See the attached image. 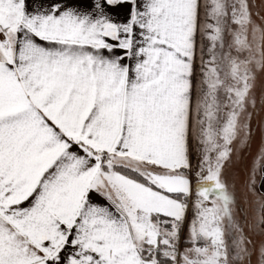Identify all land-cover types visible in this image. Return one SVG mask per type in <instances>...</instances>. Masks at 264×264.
I'll return each instance as SVG.
<instances>
[{
  "label": "snow or ice",
  "instance_id": "6c2138e0",
  "mask_svg": "<svg viewBox=\"0 0 264 264\" xmlns=\"http://www.w3.org/2000/svg\"><path fill=\"white\" fill-rule=\"evenodd\" d=\"M260 76L264 0H0V264H264Z\"/></svg>",
  "mask_w": 264,
  "mask_h": 264
},
{
  "label": "rangeland",
  "instance_id": "374dc122",
  "mask_svg": "<svg viewBox=\"0 0 264 264\" xmlns=\"http://www.w3.org/2000/svg\"><path fill=\"white\" fill-rule=\"evenodd\" d=\"M210 3H211V0H203V4H210ZM229 42H230V40H229ZM227 51L229 52V48L227 49ZM262 87H264V76L258 77V81H257V91H256L257 107H259V96H260V91H261ZM260 116L262 118H264V111H262L260 113ZM253 127L258 129V124H257V121H255V120L253 121ZM260 144H261V134H260L259 130H256L254 132L253 141L248 146V149H246V151L244 152V151H241V148L239 147V151H237V153H234L232 155V158L234 157V159H235V157H238L236 160H238L239 164L237 163L235 168L225 167V170H224L225 179L229 182L230 186L233 187L234 192H235V196H236V200H237V204H238V209L236 210V219L238 222L241 221V218H240L241 215L240 214L242 212L241 211L242 208H244L245 211H247V216L245 218H243L244 220L247 221V223L250 224L253 221L259 220L261 197H258V192L256 190V183L258 180L259 170H257L254 174L251 173V175L249 176L250 179H252L254 176V187H253L254 192H253V190L249 189L248 196L245 194V192L242 193L241 192L242 188L240 187V183L243 180V178L245 179V177H246L243 174V171L245 168L241 167L242 166L241 163L246 162L248 159V161L251 163V168H253V158L256 157L257 152H258L259 147H260ZM193 145H194L193 165L195 166L200 161V155H199L200 145L198 142H194ZM227 166H230L229 163L227 164ZM191 178L193 180V184H195V173H193ZM252 193L254 194L253 199L251 198ZM193 198H194V196H193ZM188 216H189V218L192 216L191 207L189 209ZM246 231H247V228H246ZM190 246L191 245L188 241L187 222H186L184 228L181 230V233H180L179 251L183 252L185 247H190ZM255 259L256 258H254V260Z\"/></svg>",
  "mask_w": 264,
  "mask_h": 264
},
{
  "label": "crops",
  "instance_id": "0c3cea01",
  "mask_svg": "<svg viewBox=\"0 0 264 264\" xmlns=\"http://www.w3.org/2000/svg\"><path fill=\"white\" fill-rule=\"evenodd\" d=\"M202 3H203V0H202ZM198 49H197V60H196V68H197V70H198V80H197V86L199 87V66H200V59H199V56H200V52H199V46L202 44L203 45V47H204V56H205V59H207V57H208V52H207V49H208V46H209V44H210V41L207 39V37L206 36H204V37H199L198 36ZM226 39H227V36H226ZM227 46H225L224 47V49H223V51L225 52V53H227L228 51H227ZM221 100H223V93H221ZM221 115L223 116V111H222V113H221ZM253 141V140H252ZM194 143V142H193ZM193 143L190 145V160H191V162H192V164H193V152H194V145H193ZM252 143V142H251ZM240 148H241V151H246V149H248V147L247 148H244L242 145L241 146H239ZM199 155H201V152H202V148H201V146L199 147ZM238 151H239V148H238ZM235 153H237V152H235ZM238 157H235V159H234V157L232 158L231 157V161H230V163H229V165L230 166H227L226 165V167H228V168H230V167H232V168H235L236 167V164L238 163V160H236ZM248 158V157H247ZM239 164V163H238ZM241 167H244L245 169H244V171H243V174H244V176H246L245 177V179L243 178V180L241 181V183H240V187L242 188V193H244L245 192V194L248 196V194H249V189H251V190H253V187H254V184L252 183V181L254 180V176H253V178L252 179H250V175H251V173H252V168H251V163L248 161V159H247V161L246 162H242L241 163ZM248 185V188H247V190L245 189V185ZM256 190H257V192H258V197H264V173H262L261 171H259V175H258V180H257V183H256ZM253 192H254V190H253ZM251 198L253 199L254 198V194L252 193V195H251ZM256 198V197H255ZM242 212H241V220H242V218H245L246 216H247V211H245V209L244 208H242V210H241Z\"/></svg>",
  "mask_w": 264,
  "mask_h": 264
}]
</instances>
